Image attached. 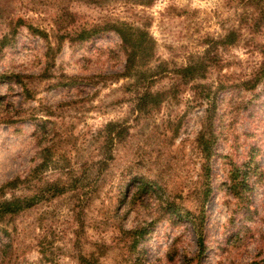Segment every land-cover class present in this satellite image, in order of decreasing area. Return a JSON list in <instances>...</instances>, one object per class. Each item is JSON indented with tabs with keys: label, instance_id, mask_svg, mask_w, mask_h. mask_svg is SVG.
<instances>
[{
	"label": "rangeland",
	"instance_id": "374dc122",
	"mask_svg": "<svg viewBox=\"0 0 264 264\" xmlns=\"http://www.w3.org/2000/svg\"><path fill=\"white\" fill-rule=\"evenodd\" d=\"M85 1L23 0L29 9L67 5L76 14L73 27L105 16L147 21L156 43L152 65L161 74L152 85H132L121 75L125 54L116 33L58 43L47 21L16 4L50 37L21 26L14 42L0 50V121H16L0 123V187L27 175L48 148L42 179L32 183L75 188L45 194L6 217L0 264H264V82L240 84L263 61L261 6L247 0ZM230 32L234 40L225 44ZM197 60L207 65L204 77L175 73ZM12 75L19 76L1 78ZM146 88L166 92L165 98L140 111ZM209 90L216 142L205 197L196 138ZM108 122L122 133L106 143ZM250 155L257 180L251 192L235 195L228 173L234 165L245 167ZM139 180L150 181L152 189L143 193ZM23 187L4 197L35 189ZM173 207L204 215L203 248L197 226L176 221ZM136 228L144 231L138 243Z\"/></svg>",
	"mask_w": 264,
	"mask_h": 264
},
{
	"label": "trees",
	"instance_id": "16d2710c",
	"mask_svg": "<svg viewBox=\"0 0 264 264\" xmlns=\"http://www.w3.org/2000/svg\"><path fill=\"white\" fill-rule=\"evenodd\" d=\"M26 1V0H25ZM32 1V0H30ZM89 3H95L102 6L107 0H86ZM85 1V2H86ZM248 3L255 4L259 7V15L264 16V0H247ZM41 1H39L40 3ZM143 2V1H139ZM25 4L24 7L30 11H36L41 20L47 21L51 28V37L55 39L56 42L61 43L63 40L69 41H86L92 37L99 36L105 32H114L118 35L121 41V49L125 54V63L123 67V72L121 73L124 77L132 78V85H152L153 80L156 76L161 74V71H157L158 67L154 70L152 65V60L155 55V40L148 31V22H140L137 19L134 21H125L119 18H111L110 16H105L99 21L91 23L89 26H79L73 27L75 25V13L72 12L67 5L54 4L51 7L47 5H42L36 7V9L28 8V4L24 3L23 0H0V25L5 27V30L0 33V50L6 47L7 44L14 42L16 35L19 32L21 26L26 27V29L34 35H37L45 40H48L50 34L41 25H36L32 22V18L22 11H17L16 4ZM38 2L36 4H39ZM44 4V3H43ZM46 4V3H45ZM53 7V8H52ZM22 8V7H21ZM136 16V14H135ZM233 33L230 32L226 39L223 41L225 44L232 43ZM263 56V61L260 63L258 69L253 73L252 77L242 81L240 84L244 85L245 88H251L258 82H264V49L261 50ZM205 63L202 60H197L191 62L183 67H180L175 71L177 75L185 77L186 79H195L196 77H204L206 72ZM19 75L12 76H2L1 78L11 81L12 78H18ZM28 89H25L27 91ZM164 91L157 90L151 91L150 89H145V91L140 95L139 101L137 103V110H142L147 105L158 106L159 103L165 98ZM211 94H214L213 92ZM208 98V107L206 111L208 112L205 116V124L203 129L200 130L196 138L197 147L204 160L202 164L203 178L206 180V189L204 190L205 197H207L210 191L211 179V167L209 166L210 159L214 153V145L216 142L215 132H214V115L216 110L215 98L210 95L209 92L205 95ZM16 121L11 118H6L0 121V123L14 124ZM115 122H108L105 127L106 143L113 139V135L121 134L122 128H118ZM42 161L38 163L32 170L24 177L15 176L11 180L6 181L0 187V224L4 222L6 217L14 216L17 213L29 209L39 203L41 199L45 198V194L50 196H59L68 190L74 189L70 185H61L58 183H48L45 187L40 186L38 183H32L34 180L41 181L40 175L44 173V169L48 165V161L51 159V153L48 148H44L42 151ZM253 156H249L248 160L244 163L245 167L242 165H234L230 172L228 173L229 188L233 191L235 195L238 193H249L252 191L255 184L256 178V164L253 162ZM150 181L139 180V189L141 191L147 192L151 190L153 184ZM24 184V187H23ZM26 190L31 187L35 188L32 193H25L23 195L16 196L12 194L10 197H4L6 191H14L20 186ZM28 186V187H27ZM32 190V189H31ZM175 213L176 221L190 220L192 224L197 228L198 232V244L200 248H203V238H202V226L204 224V215L194 214L191 211H187L180 208H174L172 210ZM134 235L133 242L138 243L140 238L143 236L144 231L141 228H136L132 230Z\"/></svg>",
	"mask_w": 264,
	"mask_h": 264
}]
</instances>
